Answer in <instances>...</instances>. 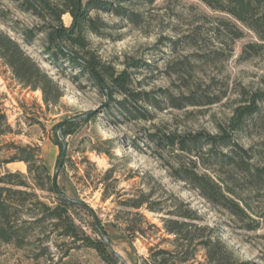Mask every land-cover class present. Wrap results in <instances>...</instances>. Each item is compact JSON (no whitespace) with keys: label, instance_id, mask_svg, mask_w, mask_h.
<instances>
[{"label":"rangeland","instance_id":"rangeland-1","mask_svg":"<svg viewBox=\"0 0 264 264\" xmlns=\"http://www.w3.org/2000/svg\"><path fill=\"white\" fill-rule=\"evenodd\" d=\"M2 1L17 20L2 28L63 92L57 104L45 103L42 90L25 87L0 58V102L13 127L3 139L40 147L61 190L84 201L101 219L113 251L133 264L156 243L171 248L162 241L173 237L163 219L170 211L190 208L202 216L201 222L214 226L240 258L264 264V187L253 188L247 176L229 165L204 164L211 158L206 144L187 152L165 142L168 134L221 132L238 106L251 104L256 92L264 91V50L244 54L245 45L257 41V35L239 24L244 35L233 38L217 18L227 15L201 0H134L129 8L140 14L138 22L101 12L108 26L102 27V34L88 33L90 47L117 71L128 70L134 90L148 92L153 101H134L128 111L119 104L124 95L108 98L80 68L61 58L53 62L45 52V34L25 43L21 28L41 25V20L10 0ZM64 22L71 25L72 16L64 15ZM69 119L77 124L72 134L63 136L58 125ZM236 139L254 155L250 161L264 166V100ZM6 167L27 173L24 161ZM193 172L235 185L255 211L250 213L253 219L242 220L210 202L189 179ZM36 191L41 199L52 200L49 191ZM141 200L143 205L135 207ZM74 216L88 233L97 235L90 225L92 215L78 209ZM248 224L258 226L248 229ZM32 237L23 247L0 243V264H109L95 249L77 246L51 226L34 231Z\"/></svg>","mask_w":264,"mask_h":264},{"label":"trees","instance_id":"trees-1","mask_svg":"<svg viewBox=\"0 0 264 264\" xmlns=\"http://www.w3.org/2000/svg\"><path fill=\"white\" fill-rule=\"evenodd\" d=\"M10 1L21 11L31 13L42 22L41 25L21 28L25 43H32L39 34H45V52L53 62H59L61 58L80 68L81 73L87 74V79L94 82L108 98L116 93L124 95V99L119 101L123 109L130 111L129 105H135L134 101L153 102L148 92L134 90L133 79L128 70L117 71L112 65L102 61L90 47L91 41L88 37L89 32L102 34V27L108 26L102 19L101 12L138 22L140 14L129 8L134 0ZM201 1L227 15L217 18L220 26L233 38L244 35V29L239 24L257 35V41L249 42L244 47L247 57L259 55L264 50V0ZM11 14V9L0 0V58L20 83L34 90H42L45 103L57 104L63 96L59 84L41 68L19 40L2 28V25L10 21L17 22L16 19H11ZM66 14L72 16L69 26L64 22ZM170 98L173 100V97ZM263 100L264 91L256 92L252 103L238 106L228 127H220L219 133L198 131L182 136L168 134L165 142L187 152H193L194 148L206 144L211 158L206 159L204 164L229 165L247 176L253 188H263L264 166L250 161L254 155L236 139V133L244 128L249 117L259 111V102ZM174 105L183 106L180 103ZM76 124V119H69L61 122L58 130L66 136L74 132ZM12 132L13 127L8 122L0 102V169L5 168L4 172H0V243L23 247L33 242L34 231L40 229L44 232L46 226H51L60 236L69 238L77 246L95 249L107 263L127 264L111 248L107 231L92 207L61 190L57 176L51 174L40 147L3 139ZM159 140L161 143L163 138ZM57 143L65 151L63 143L59 140ZM221 148L228 151L224 152ZM12 149H15L14 153H6ZM202 156L204 159L205 155ZM15 161H24L27 164V173L12 171L6 167L8 163ZM63 162L62 159L61 163ZM189 179L214 205L224 207L242 220L245 217L253 219L250 213L255 214V211L235 185L222 177L217 180L206 173L193 172ZM37 189L49 191L53 195L52 200L48 202L41 199ZM144 202L141 200L134 206L141 207ZM150 208L156 210L152 205ZM78 209L94 217L90 225L97 233L96 236L88 233L76 222L74 214ZM168 214L170 216L163 219L164 229L173 237H164L162 241L170 243L172 247L165 248L161 246V242L156 243L149 248L148 255H139L133 264H253L248 259L240 258L234 247L220 236L214 226L201 222L202 216L195 210L187 208L183 211H170ZM151 226L159 230L156 224ZM257 226L258 224L246 225L248 229ZM141 232L146 236L144 231ZM201 252H204L202 259L199 258Z\"/></svg>","mask_w":264,"mask_h":264}]
</instances>
